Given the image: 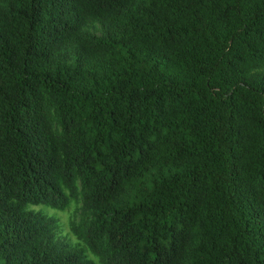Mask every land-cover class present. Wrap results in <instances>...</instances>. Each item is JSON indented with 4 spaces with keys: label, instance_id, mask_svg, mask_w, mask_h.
<instances>
[{
    "label": "trees",
    "instance_id": "16d2710c",
    "mask_svg": "<svg viewBox=\"0 0 264 264\" xmlns=\"http://www.w3.org/2000/svg\"><path fill=\"white\" fill-rule=\"evenodd\" d=\"M79 200L102 264H264V0H0V264H94Z\"/></svg>",
    "mask_w": 264,
    "mask_h": 264
},
{
    "label": "rangeland",
    "instance_id": "374dc122",
    "mask_svg": "<svg viewBox=\"0 0 264 264\" xmlns=\"http://www.w3.org/2000/svg\"><path fill=\"white\" fill-rule=\"evenodd\" d=\"M86 31L100 37L103 35V29L100 24H90L85 28ZM31 209L42 211L48 216H53L58 220L57 236L73 247L83 248L86 250L88 258L94 264H102L100 259L94 256L84 244V242L75 233V228L81 226L83 219L82 201L72 202L71 205L63 210H56L46 206H30Z\"/></svg>",
    "mask_w": 264,
    "mask_h": 264
}]
</instances>
